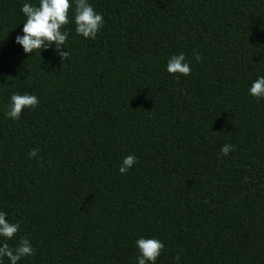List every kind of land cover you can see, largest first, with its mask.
Returning a JSON list of instances; mask_svg holds the SVG:
<instances>
[{"label":"trees","instance_id":"trees-1","mask_svg":"<svg viewBox=\"0 0 264 264\" xmlns=\"http://www.w3.org/2000/svg\"><path fill=\"white\" fill-rule=\"evenodd\" d=\"M88 2L104 25L77 35L70 0L62 62L15 43L39 0H0V212L35 250L17 264H137L141 237L156 264H264V0ZM14 93L39 99L15 121Z\"/></svg>","mask_w":264,"mask_h":264},{"label":"clouds","instance_id":"clouds-1","mask_svg":"<svg viewBox=\"0 0 264 264\" xmlns=\"http://www.w3.org/2000/svg\"><path fill=\"white\" fill-rule=\"evenodd\" d=\"M72 9L70 0H39L38 6L31 3H25L22 6V13L26 20L23 24V35H17L15 43L22 46L26 54H32L36 51L50 48L53 44L55 50L60 56L62 62L69 58L68 51H61L68 40L69 33L64 31V27L69 24V12ZM75 32L84 38L95 39L97 33L104 25L102 14L97 13L88 0H75L74 14ZM197 61L201 60L199 52L194 53ZM183 54L173 55L167 62V71L169 74L189 76L191 74L190 65L185 62ZM249 95L257 100L264 99V76L255 79L249 89ZM39 105L37 96L25 93L12 94L8 104L6 116L13 121L18 120L25 109H35ZM233 150L231 144H225L221 148V154L228 156ZM39 149H32L28 152L30 158H35ZM137 162L134 155L126 156L119 168L121 174L127 171ZM43 167V163H41ZM20 224L10 223L6 219V213L0 212V237L4 238L0 243V264L3 258L7 257L10 264H17L23 257L34 255V248L30 240L26 237H20L15 248L7 243L18 233ZM138 249L137 264H156L158 257L164 250V243L159 239L139 238L136 241ZM179 259V256L176 257Z\"/></svg>","mask_w":264,"mask_h":264}]
</instances>
